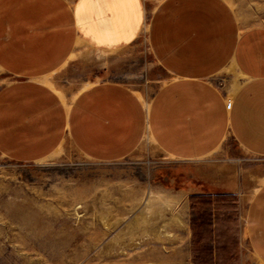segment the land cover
Returning a JSON list of instances; mask_svg holds the SVG:
<instances>
[{"label": "crops", "instance_id": "0c3cea01", "mask_svg": "<svg viewBox=\"0 0 264 264\" xmlns=\"http://www.w3.org/2000/svg\"><path fill=\"white\" fill-rule=\"evenodd\" d=\"M141 8L140 0H0V70L10 77L0 88V155L36 162L68 142L89 160L114 162L148 138L168 157L194 161L229 136L264 158V26L245 24L227 0L157 5L147 41L168 80L149 103L113 81L94 83L70 102L51 86L79 43L131 44ZM222 74L229 91L214 80ZM244 217L247 247L264 264V181Z\"/></svg>", "mask_w": 264, "mask_h": 264}, {"label": "rangeland", "instance_id": "374dc122", "mask_svg": "<svg viewBox=\"0 0 264 264\" xmlns=\"http://www.w3.org/2000/svg\"><path fill=\"white\" fill-rule=\"evenodd\" d=\"M140 1L131 44L102 49L83 41L50 77L64 100L113 81L149 103L167 82L147 41L162 0ZM227 1L245 24L264 26V0ZM214 80L229 91L224 74ZM9 81L0 70V88ZM263 181L264 158L229 136L194 161L172 159L148 138L114 162L89 160L68 142L36 162L0 155V264H261L247 247L244 215Z\"/></svg>", "mask_w": 264, "mask_h": 264}, {"label": "trees", "instance_id": "16d2710c", "mask_svg": "<svg viewBox=\"0 0 264 264\" xmlns=\"http://www.w3.org/2000/svg\"><path fill=\"white\" fill-rule=\"evenodd\" d=\"M200 198H202L201 196H192L191 197V200H193V199H200Z\"/></svg>", "mask_w": 264, "mask_h": 264}]
</instances>
